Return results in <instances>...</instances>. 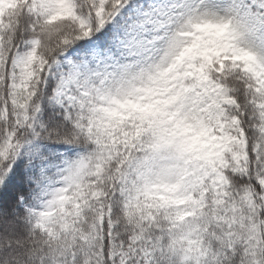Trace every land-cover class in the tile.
<instances>
[{
    "label": "snow or ice",
    "instance_id": "obj_1",
    "mask_svg": "<svg viewBox=\"0 0 264 264\" xmlns=\"http://www.w3.org/2000/svg\"><path fill=\"white\" fill-rule=\"evenodd\" d=\"M0 264H264V0H0Z\"/></svg>",
    "mask_w": 264,
    "mask_h": 264
}]
</instances>
